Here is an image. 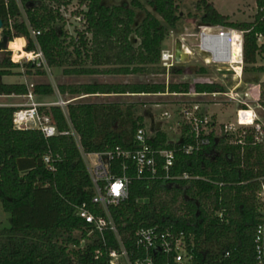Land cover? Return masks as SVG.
Returning <instances> with one entry per match:
<instances>
[{
  "label": "trees",
  "instance_id": "1",
  "mask_svg": "<svg viewBox=\"0 0 264 264\" xmlns=\"http://www.w3.org/2000/svg\"><path fill=\"white\" fill-rule=\"evenodd\" d=\"M114 1L79 0L83 8L72 14L83 16L84 28L71 35L61 12L71 0H0L1 33L9 42L26 38L27 52L41 51L48 67H65L69 75L166 73L161 54L169 29L181 19L179 0ZM20 3L27 21L21 20ZM256 4L260 9L264 0ZM195 9L203 23L245 31L244 71H264V65H258L264 60V46L258 45V35L264 33L260 12L254 21L234 22L210 0H196ZM139 12L144 13L140 21ZM33 30L40 34L34 37ZM88 62L93 67L84 66ZM18 67L8 56L0 62V78L14 75ZM26 67L30 75L45 73L36 62ZM58 90L72 97L188 93L190 85L85 83L61 84ZM31 91L38 97L55 94L50 84H35ZM225 91L217 82H197L194 87L196 93ZM29 93L25 83L0 82V95ZM258 104L264 109V81L259 84ZM19 109L0 105V203L10 216V224L0 228V264H107L108 249L119 247L116 234L107 230L105 238L96 231L89 235L92 225L77 214L83 203L101 213L91 203L94 184L84 154L140 148L135 137L144 127V116L134 103L81 100L68 103L66 110L52 105L44 112L59 133L46 138L38 129L15 126ZM221 128V136L215 129L210 131L211 144L200 152L178 151L172 174L182 176L179 179H139L131 163L124 171L121 160L111 161L113 174L126 173L131 180L129 198L110 208L129 249L139 228L173 225L186 232L196 264H259L254 239L258 224L264 221V202L259 197L264 184V140L253 127L238 134ZM191 133L192 125L185 121L178 143L170 142L161 130L148 143L156 149L179 148L193 142ZM211 148L216 154L208 157L206 150ZM47 156L50 164L45 162ZM97 251L102 255L96 257Z\"/></svg>",
  "mask_w": 264,
  "mask_h": 264
},
{
  "label": "built area",
  "instance_id": "2",
  "mask_svg": "<svg viewBox=\"0 0 264 264\" xmlns=\"http://www.w3.org/2000/svg\"><path fill=\"white\" fill-rule=\"evenodd\" d=\"M61 12L65 17L70 16V14H66L64 6L61 8ZM257 12L262 14L260 20H264V6L260 9L257 7ZM75 19L81 22L83 16H75ZM39 34L40 31H32L34 37ZM196 34L197 43L193 47L181 40L188 61L191 57L197 56L207 68H212L218 76L222 75L221 71H232V75L235 77L240 79L243 77L245 31L231 27L214 26L201 21L197 25ZM258 45L264 46V33L258 35ZM32 54L38 58L43 57L41 51L32 52ZM262 56L264 57V53ZM178 64L180 63L176 61L175 49L173 52L170 50L162 51L161 65L166 68L168 74ZM247 91L248 89L246 95ZM189 93L159 94L162 96H165L163 94L188 96ZM197 94L231 97L227 90L225 92ZM28 95L29 98L33 99L32 91ZM46 105L32 101L29 107H21L14 116L15 126L19 129H38L43 132L46 138L57 135L59 132L52 117L41 111V107ZM242 117H245L249 124H241ZM258 120L259 117L253 109L242 108L237 112L238 123L254 127L257 133L261 130ZM185 121L192 125L190 136L193 138V142L183 144L179 148H154L148 141L154 139L155 134H150L145 127H141L135 137L136 142L140 145L138 149L126 151L117 148L115 151L84 154L94 184V195L91 203L95 209H100L101 213H96L87 203H83L78 208L77 214L92 225V231L89 235L96 231L102 238H105L107 230H112L116 234L119 247L108 249L107 264H196L193 254L188 250L187 234L183 229L176 230L173 225L161 226L159 224L141 227L135 232L133 249H129L121 240L110 212L111 207L120 206L129 198L131 184L130 177L126 173L117 176L111 172V161L121 160L124 171L129 168V163H131L135 166L136 175L139 179H179L182 176L172 174L178 151L186 155H193L211 144V140L207 137L210 132L206 130L207 122L204 118L188 116ZM231 129H233V125L227 127V131ZM202 133L204 134L202 135ZM45 162L50 164V156L45 157ZM183 177L188 178V175L185 174ZM259 197L264 202V184H262ZM254 248L257 262L264 264V221L259 223L256 228ZM96 254V257L102 255L100 251H97Z\"/></svg>",
  "mask_w": 264,
  "mask_h": 264
},
{
  "label": "rangeland",
  "instance_id": "3",
  "mask_svg": "<svg viewBox=\"0 0 264 264\" xmlns=\"http://www.w3.org/2000/svg\"><path fill=\"white\" fill-rule=\"evenodd\" d=\"M214 3L215 7L225 15H229L231 21L234 22H251L255 20L257 13L256 0H210ZM71 4L64 6L66 14H70L67 19L65 29L69 34H76V30H82L84 27L81 22L75 19L72 12L82 9L79 0H71ZM130 0H115L113 3H129ZM196 0H179L181 19L177 25L169 29L168 36L163 43V50L174 51L176 47V40H183L190 46H195L197 43V25L201 22V14L195 9ZM111 3V2H110ZM22 17L21 20L27 21L25 6L21 4ZM147 8L154 11L150 5ZM189 14H192L190 16ZM144 13L139 12L137 19L140 21ZM3 40L0 31V41ZM25 46L27 39L25 38ZM39 51V50H38ZM32 53V52H31ZM38 53V52H37ZM33 58L24 57L19 60L15 58V52L9 48L6 51H0V62L4 61L8 56L12 62L18 63L20 67L15 68V74L12 76H4L0 78V82L5 83H25L30 91L35 84H50L55 89V94L49 97H38L33 95V99L29 95H0V105H11L19 108H27L32 101L47 104L42 106L41 110L44 112L52 105H60L66 110V106L70 102L86 101V102H118V103H134L136 104L139 114L144 116V127L150 134H156L158 130L167 133L170 142L176 144L180 141L182 136V125L188 116L201 117L207 122L206 130L210 132L215 129L218 136L222 134L223 130L228 134L243 132L250 126L240 125L237 121V112L242 108H250L255 110L261 126L258 132L261 140H264V109L258 104L259 84L264 81V71L257 73L252 71H244L243 77H235L234 75H221L215 74L214 70L207 68L201 59L197 56L191 57L189 61L178 64L171 72L156 73L148 72L147 70L129 74H108L101 73L97 75H69L64 72L65 67L50 68L47 66L44 57ZM36 62L37 66L45 71L44 74L27 73L28 62ZM258 65H264V60H259ZM84 66L93 67L89 62ZM162 66V65H161ZM109 68L100 67L101 70ZM180 69L181 72H175ZM206 69L207 72L202 70ZM217 82L223 84L231 97L224 95H199L194 92V87L197 82ZM187 82L190 85V95H148V94H125V95H94V96H76L71 95L62 96L59 93L58 86L61 84H85V83H183ZM247 95H246V90ZM84 98V99H81ZM245 119V117L243 118ZM242 121V118H241ZM241 123V122H240ZM242 124V123H241ZM233 125V129L227 131V127ZM254 128V127H253ZM208 157H213L216 154V149L211 148L206 150ZM86 160V157H84ZM10 224V216L7 214L0 203V228Z\"/></svg>",
  "mask_w": 264,
  "mask_h": 264
},
{
  "label": "water",
  "instance_id": "4",
  "mask_svg": "<svg viewBox=\"0 0 264 264\" xmlns=\"http://www.w3.org/2000/svg\"><path fill=\"white\" fill-rule=\"evenodd\" d=\"M2 28H3V20L0 19V31L2 30ZM9 44H10V42H9L8 38L6 36L3 37V40L0 41V51H6L9 48ZM175 57H176V61L179 63H184V62L188 61V56L183 51L182 41L180 39L176 40ZM220 73L222 75L233 74L232 71H221Z\"/></svg>",
  "mask_w": 264,
  "mask_h": 264
},
{
  "label": "bare ground",
  "instance_id": "5",
  "mask_svg": "<svg viewBox=\"0 0 264 264\" xmlns=\"http://www.w3.org/2000/svg\"><path fill=\"white\" fill-rule=\"evenodd\" d=\"M25 38L24 37H19L16 38L14 41L10 42L9 46L11 47V49L15 52V58L17 60L24 58V57H28V58H33V54L31 52H27L26 49H24L25 46ZM158 95H162V94H158ZM163 95H169V94H163ZM244 117H242V124H249L246 119H243Z\"/></svg>",
  "mask_w": 264,
  "mask_h": 264
},
{
  "label": "crops",
  "instance_id": "6",
  "mask_svg": "<svg viewBox=\"0 0 264 264\" xmlns=\"http://www.w3.org/2000/svg\"><path fill=\"white\" fill-rule=\"evenodd\" d=\"M260 82H263V81H260Z\"/></svg>",
  "mask_w": 264,
  "mask_h": 264
}]
</instances>
